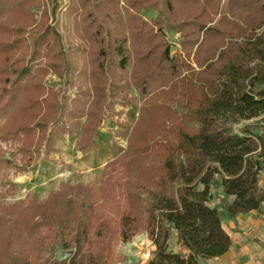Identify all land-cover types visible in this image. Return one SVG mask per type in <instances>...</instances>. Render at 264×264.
<instances>
[{
    "label": "trees",
    "instance_id": "obj_1",
    "mask_svg": "<svg viewBox=\"0 0 264 264\" xmlns=\"http://www.w3.org/2000/svg\"><path fill=\"white\" fill-rule=\"evenodd\" d=\"M78 2L76 16L94 80L87 108L79 101L83 96L72 107L77 117H88L81 124V147L96 137L107 99L118 93L119 77L129 66L127 83L141 93L128 153L149 158L125 184L132 214L122 218V238L144 229L155 246L149 264H200L225 254L232 240L222 211L235 218L264 202V126L246 123L233 129L236 122L264 115V0H232L237 17L220 19L218 25L209 26L212 20L199 16L167 21L181 32L183 51L198 68L170 54L155 30V24L165 22L162 13L149 23L130 11L125 25L118 12L121 0ZM133 2V7L175 8L171 0ZM39 3L20 0V26L9 28V34L21 32L22 37L2 47L10 54L0 65V111L9 112V118L0 126V139H19L17 151L28 164L5 160L0 144V185L8 165L25 170L38 160L43 144H51L50 124L63 106L45 78L71 72L59 32L43 24V31L34 29L33 7ZM93 209L91 188L84 182H63L44 200L30 196L18 203L0 202V264H32L19 240L43 227L73 230L70 254L56 257L54 264H107L89 248ZM56 244L68 247L61 231Z\"/></svg>",
    "mask_w": 264,
    "mask_h": 264
},
{
    "label": "rangeland",
    "instance_id": "obj_2",
    "mask_svg": "<svg viewBox=\"0 0 264 264\" xmlns=\"http://www.w3.org/2000/svg\"><path fill=\"white\" fill-rule=\"evenodd\" d=\"M163 1L168 4V0ZM171 1L175 3L174 11L168 6L162 8L160 4L133 7V0H121L118 12L125 19V25L128 15L131 14L130 11L138 13L149 23L154 22L162 13L165 22L162 25L155 24V30L163 35L165 42L170 46V54L179 55L183 62L198 68L196 62L183 51L181 32L173 29L167 21L170 19L174 22L189 16L191 18L199 16L198 18L203 20H212L209 26L218 25L220 19L237 17V14L231 11L232 0ZM20 11V0H4V2L1 0L0 65L10 54L7 48L2 49L3 43L17 41L22 37L21 32L9 34V28L20 26L17 18ZM79 11L78 0H40L39 5L33 7L35 25H37L34 29L43 24L41 27L52 26L59 32L71 72L69 71L65 76L52 72L45 78L47 84L52 85L59 93L63 107L58 118L50 124L53 130L51 144H43L37 161L31 162L30 167H26L25 170H17L15 164H28L27 161L21 160V155L17 151L21 141L0 139V144L6 150L4 159L15 162L14 165L10 164L6 167L5 182H11L13 186L10 187L9 183L5 182L0 185V202L13 204L30 196L44 200L63 182H84L90 186L94 201V223L89 248L94 253H101L107 264H149L155 246L148 233L141 229L127 240L122 238L121 233L122 218L132 214L125 184L139 172L149 158L141 155L134 157L128 153L129 137L140 113L138 106L141 104V93L135 86L127 83L130 81L131 66H129L128 71L121 73L119 77L121 85L118 93L115 97L109 96L107 99L96 137L86 148L81 147L79 141L82 135L81 124L87 122L88 117L85 114L77 117L79 115L75 114L76 108L72 109V107L79 96H83L79 101L82 107L87 108L92 99L89 86L94 80L91 75L89 55L84 49L86 43L81 36L76 16ZM96 13L101 15L98 11ZM41 27L39 31H43ZM129 31L130 29L126 27L127 35ZM53 39L52 44H54ZM16 55L17 52L15 57ZM112 66L118 73L121 72L115 64ZM183 72L184 74L187 72L186 68ZM107 75L110 95L112 77L109 73ZM8 118L9 112L0 111V126ZM257 122H262L260 126L263 127L264 115L236 122L233 129L237 130L246 123ZM261 184L264 185V177L261 178ZM228 218L229 216L222 211L224 224ZM58 231L63 233L68 242V247L65 249L56 244ZM72 238L71 228L64 230L58 227H43L35 232H25L19 241L25 242L32 264H54L56 257L70 254L73 247ZM256 264H264V258Z\"/></svg>",
    "mask_w": 264,
    "mask_h": 264
},
{
    "label": "crops",
    "instance_id": "obj_3",
    "mask_svg": "<svg viewBox=\"0 0 264 264\" xmlns=\"http://www.w3.org/2000/svg\"><path fill=\"white\" fill-rule=\"evenodd\" d=\"M260 185L264 189L261 180ZM223 225L232 240L230 249L221 256L204 258L200 264L260 263L264 258V202L256 210L240 213L235 218L229 216Z\"/></svg>",
    "mask_w": 264,
    "mask_h": 264
}]
</instances>
